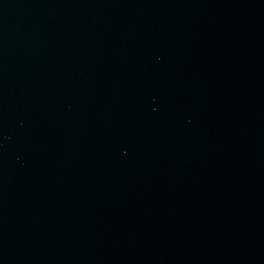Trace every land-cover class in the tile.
<instances>
[{
  "label": "water",
  "instance_id": "water-1",
  "mask_svg": "<svg viewBox=\"0 0 264 264\" xmlns=\"http://www.w3.org/2000/svg\"><path fill=\"white\" fill-rule=\"evenodd\" d=\"M0 264H264V0H0Z\"/></svg>",
  "mask_w": 264,
  "mask_h": 264
}]
</instances>
